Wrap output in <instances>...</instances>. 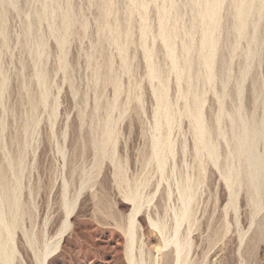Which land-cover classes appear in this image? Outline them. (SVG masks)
<instances>
[{
  "label": "rangeland",
  "instance_id": "374dc122",
  "mask_svg": "<svg viewBox=\"0 0 264 264\" xmlns=\"http://www.w3.org/2000/svg\"><path fill=\"white\" fill-rule=\"evenodd\" d=\"M224 76L229 93L240 81L248 108L254 88L264 93V0H0V191L8 189L11 199L4 203L6 218L10 208L17 214L13 264H36L40 241L56 242L65 216L64 184L70 203L77 201L70 229L48 264H129L121 227L131 205L121 198L115 174L122 167L131 181L148 180L146 192L153 193L160 176L149 142L154 112L163 102L180 122L171 135L179 153L136 219L137 247L142 240V259L151 264L161 237L148 216L164 221L166 205H177L175 192L171 202L164 201L166 185L183 169L184 139L192 151L185 108L193 107L191 93L203 92L209 115ZM111 107L112 140L104 144L101 131ZM82 181L86 186L77 195ZM247 206L240 203L238 226L231 213L225 231L220 206L212 218L210 206L203 214L199 202L191 233L186 223L179 233L191 243L184 249L186 262L264 264V211L249 227ZM172 250V244L162 249L158 264H172Z\"/></svg>",
  "mask_w": 264,
  "mask_h": 264
},
{
  "label": "bare ground",
  "instance_id": "6f19581e",
  "mask_svg": "<svg viewBox=\"0 0 264 264\" xmlns=\"http://www.w3.org/2000/svg\"><path fill=\"white\" fill-rule=\"evenodd\" d=\"M240 9H243L242 6H240ZM214 16L215 11L209 12L208 17L210 19H212ZM239 18L240 24L243 25V17L240 15ZM206 66L210 67L209 58ZM227 78L228 76H224L223 78H221V88L213 92L215 100L208 110L209 115H207L204 111L205 100L203 92L194 91L193 93H191L193 96V103H191L193 104V107H191L192 105L190 104H186V117L192 119V121L189 122L192 135V151L188 149L187 140L184 139L180 146L179 154L183 157V169L181 171L179 170V178H175L174 184L171 185L169 182H167L166 190L164 188V201H168V203L171 202V198L175 192L177 205H175L174 203L173 206L169 204L166 205L164 212V218H166V220L164 221H161L159 219L153 220V217L151 218L152 215L148 216L150 226L153 229L157 230L159 236L161 237H158V244L154 245L156 248L154 254L157 253V257L156 259H152L151 264H158V262H160L157 259L160 251L168 247L170 244L173 245V250L171 251L173 255L172 264H188L186 262V259L189 255V250L184 252V249H186L185 246H190L191 243L189 242V239H186V242H183L185 237L182 239L179 236V233L182 225L185 223L187 224V235L191 233L193 221L196 220L195 207H197L199 205V202L201 201L203 204L202 213L204 214V211L209 205L211 210L213 211L211 213L212 218L213 213H215L216 209L220 206L219 209H221V214H219L222 224H220V229L225 231H227V229L229 228V222L231 224V221H229V219L231 218V213L234 215L237 226L239 225L240 221L238 212L239 209H241L240 203L243 202L250 207V214H252V219L250 220L249 227H251L255 223V219L253 217L258 215L261 211H264V93H262L261 90L259 91L254 88L252 91V101H250L251 106L249 105L248 108V106L243 103V92L241 90V86H239L241 85L240 81L238 82L237 91L235 93H229L227 91V83L229 81H227ZM208 80H211V78H208ZM186 83H188V81ZM188 94L186 95V98ZM228 97H230L233 102V105L230 107L226 103ZM109 109L110 110L107 111V119L104 121V125L102 126L103 128L101 127L102 131L100 130L103 136V138H101V142H103L104 144H107L112 140V128L110 125L112 117L111 111L114 110V107H111ZM174 123H177L178 125L180 124V122L176 121L173 110L166 103L161 102V104L157 106L154 112V123L151 128V142H149L151 143L150 145L152 151L151 156L149 155L150 161L155 163L156 171L160 176V179L156 183V186L154 188L152 187L154 190L153 193L146 192L149 187L147 184L148 180H138V177L136 176L137 178L131 181L129 178H127L125 173L121 172L120 168L122 167H117L118 170L116 169L117 171L115 174V181L118 185L117 189L119 190L120 194H122L121 198H123L126 203L131 205V211L126 217L124 226L121 227L123 234L125 235L126 258L129 264H146L142 259L141 248L144 246L142 240H140L139 247H137L138 241L136 240V219L142 212L144 207L147 206L146 204H149L153 201L155 195L159 191V187L161 184L160 182L163 180L166 181L164 172L168 161L170 162L172 160L173 167L175 168V156L179 152L175 150V141L171 137ZM97 135H100L99 132ZM187 154L190 155V163L186 162L185 157L187 156ZM103 157H105L104 153L100 155V159ZM97 163L99 164L100 162ZM98 164L96 165L98 166ZM189 164L191 165V167ZM167 177L169 178V176ZM219 180H221V183H219ZM66 181H68V179ZM84 183L85 182L82 181V183L80 184L77 195H79V193L85 188L86 184ZM172 187L175 188V191L172 189ZM205 193H207V195H204ZM12 194L14 196L12 197V200L16 201L17 198L15 196V193L13 192ZM9 200L11 201L8 189L3 188L0 191V264H13V255L15 253L12 229L16 224L17 214L13 213L12 208H10L9 212L11 214V219L8 220L3 210L5 207V201ZM222 200L226 201V204L221 208L223 203ZM62 201L65 216L61 228H59V230L55 234L56 242H48L49 238H47L48 241H40L42 243L41 248L37 251V253H34L36 264H48V260L60 247V243L62 242L66 231L70 229L71 223L69 219L75 209L77 200H73V202L70 203V201L68 200L67 185L65 184L62 187ZM246 210L244 211L246 212ZM168 221L171 222L170 225H168ZM241 222H243V220ZM203 225L204 224H202V226ZM197 230H199L200 232L199 235L202 236L200 226L197 227ZM214 233L217 235V231H215ZM243 237L244 234L239 235L240 242L243 241ZM150 244L151 243L148 241L147 246ZM136 250H138V255L135 252Z\"/></svg>",
  "mask_w": 264,
  "mask_h": 264
}]
</instances>
